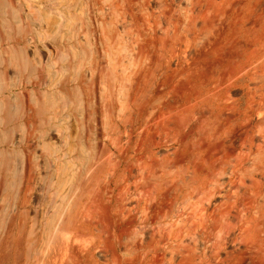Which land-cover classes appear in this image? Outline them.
Instances as JSON below:
<instances>
[{
    "label": "rangeland",
    "instance_id": "374dc122",
    "mask_svg": "<svg viewBox=\"0 0 264 264\" xmlns=\"http://www.w3.org/2000/svg\"><path fill=\"white\" fill-rule=\"evenodd\" d=\"M33 4L32 40L5 41H29L36 66L0 83V101L34 108L0 133L30 152L4 174L0 264H140L133 243L168 223L150 192L160 213L167 191H226L264 166V0Z\"/></svg>",
    "mask_w": 264,
    "mask_h": 264
},
{
    "label": "bare ground",
    "instance_id": "6f19581e",
    "mask_svg": "<svg viewBox=\"0 0 264 264\" xmlns=\"http://www.w3.org/2000/svg\"><path fill=\"white\" fill-rule=\"evenodd\" d=\"M26 2L27 16L26 22H23V9L18 0H0V83L10 79L9 68L12 65L26 69L36 66L35 53L29 50V41L15 38L14 41L5 42L7 36L21 34L29 35L32 40L37 6L33 4L34 0ZM209 11L207 8L206 13ZM22 110L31 112L34 118L33 105L24 96L20 102H11L8 98L0 101V133L5 138L14 140ZM252 121L246 113L243 114L242 123L251 126L250 129L254 128L250 125ZM184 122L187 124L190 119ZM226 123H230V119ZM23 125L30 129L31 135L33 122L28 120ZM173 126L179 128L181 122H175ZM222 133L220 127L216 137ZM256 140L255 148L260 152L264 139L257 137ZM23 152L17 146L9 148L8 145H0V196L5 187L4 174L15 168ZM29 156L30 152L26 150L24 157ZM213 164L217 166L218 161ZM247 170L244 167L240 171ZM234 176L235 171L231 167L229 178ZM254 176L245 181L236 179L226 191L219 190L216 185L204 192L184 194L176 190L167 191L162 213L154 212L152 201L155 194L150 192L151 221L154 223L162 218L167 219L168 223L161 226L157 237L153 228L146 232L147 250L138 242L133 243V251L141 252L140 264H264V166H258ZM217 191L219 193L216 195ZM173 200L178 203L174 213Z\"/></svg>",
    "mask_w": 264,
    "mask_h": 264
}]
</instances>
